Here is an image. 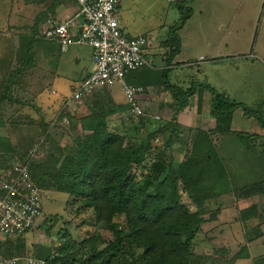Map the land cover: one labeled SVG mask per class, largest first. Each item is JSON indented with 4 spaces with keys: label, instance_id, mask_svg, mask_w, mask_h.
I'll return each mask as SVG.
<instances>
[{
    "label": "rangeland",
    "instance_id": "1",
    "mask_svg": "<svg viewBox=\"0 0 264 264\" xmlns=\"http://www.w3.org/2000/svg\"><path fill=\"white\" fill-rule=\"evenodd\" d=\"M66 1L72 12L76 3ZM55 2L0 0V90L18 100L0 102V135L7 136L22 151L42 143L40 123H50L55 114L56 119L62 98L71 93V88L80 83V77L90 67L85 45H71L62 51L56 43L39 39L43 26L52 21L49 6ZM172 2L122 0L124 10L136 21L137 32L148 37L150 50L161 57V65H165L166 52L161 44L169 26L180 17ZM187 7L190 16L178 31L180 50L172 60L174 66L171 65L168 80L182 88L194 84L195 96L188 99L183 110L176 109L166 80L156 74L145 83L143 94L148 95L142 105L146 114L143 117L147 118L143 121L131 112L120 86H113L111 94L123 102L116 103L122 106V112L109 114L107 127L126 140L135 139L144 144L148 132L162 127L150 145L165 149L169 155L171 152L175 166L192 150L199 132L209 133L211 150L225 167L234 190L204 203L201 210L206 220L195 236L193 251L203 255L200 264H264V192L255 186L264 180V0H193ZM30 35L37 39L32 57L27 58L31 62L21 65L20 37ZM135 74L141 77L145 71ZM96 91L95 88L83 96L81 104L70 110L81 116L86 111L85 97L96 96L92 99L97 102L106 97L100 96L101 91L95 95ZM213 91L237 104L228 132L219 130L210 115ZM111 105L106 102L101 106L107 110ZM155 115L159 118L154 119ZM60 123L65 133L62 136L59 131L55 137L62 136L63 146L71 143L72 136L67 132L69 121ZM167 136L172 142L168 149ZM45 154L44 146L40 145L35 160L40 161ZM6 157L7 164L23 158ZM166 160L169 161L168 156ZM46 192L41 195L42 215L35 222L38 228L23 236L24 247L18 251L21 254H31L34 250L47 253L48 248L61 240L62 230L77 242L93 238L96 233L95 215L92 209L83 206L80 198L54 190ZM181 201L191 211L196 210L185 193ZM242 213L251 214L243 220ZM114 221L125 224L123 215L116 216ZM100 232L102 239L110 238L107 231ZM241 247L248 248L249 257L230 261Z\"/></svg>",
    "mask_w": 264,
    "mask_h": 264
},
{
    "label": "trees",
    "instance_id": "2",
    "mask_svg": "<svg viewBox=\"0 0 264 264\" xmlns=\"http://www.w3.org/2000/svg\"><path fill=\"white\" fill-rule=\"evenodd\" d=\"M192 1L172 2L180 17L169 26L166 38L161 44L166 48L164 55L166 68L139 69L130 72L126 77L128 82L140 84L143 91L147 85L145 83L154 75L164 78L178 110H183L188 99L195 96L194 84L182 88L168 80L171 65L174 66L172 60L180 50L178 31L190 16L187 3ZM53 5L54 3L49 6L50 10ZM36 18L38 20L40 14ZM39 39L54 42L60 48L56 41L45 38L43 34ZM36 40L33 35L20 37L21 65L31 62V59L27 58L32 57ZM140 71H145V74L141 77L136 76L135 73ZM110 88L107 86L96 88L95 95L101 91L100 96L103 94L106 96L99 102L92 99L96 96L85 97L83 103L86 111L81 116L75 115L71 110L60 112L61 103L56 121L54 118L57 114L50 123H40L44 138L41 144L34 145L36 149L29 161L30 178L41 188L43 195L47 193L46 191H58L80 198L85 208L92 209L96 219L95 235L93 238L91 236L77 242L66 230H62L59 232L61 240L58 244L47 247L46 254L42 250L40 253L34 250L26 255L18 252L24 247L25 234L8 236L4 241H0L1 254L31 256L45 260L52 257L53 264L201 263L203 255L193 251V242L206 220L201 210L202 206L208 199L234 190L229 175L225 174V167L211 150L212 136L205 131L199 132L192 150L175 166L171 152L169 155L165 149L150 145L153 138L157 139L160 135L162 127L148 132L146 144L136 142L135 139L126 140L123 135L108 130V115L122 112V106L119 105L121 103L116 104ZM4 100L18 101L11 93L0 90V102ZM106 102L113 104L107 107V110L101 106ZM210 104V115L216 120V127L219 126V130L223 132L230 131L232 113L237 104L216 91L212 93ZM63 116L69 121L70 128L67 132L71 133L72 139L71 143L62 146L60 139L65 131L60 121ZM138 117L143 121L147 118ZM59 131L62 133L61 138L55 137ZM165 143L168 149L172 143L168 136ZM0 144H3L0 145L1 170L10 169L22 162L28 157L29 151L34 149L32 147L28 151L27 149L22 151L5 135H0ZM40 145L44 146L46 154L38 161L35 158L40 152ZM21 153H24L23 158ZM6 156L22 160L7 164ZM167 156L169 161L166 160ZM5 164L6 168H3ZM255 186L259 192H264V180L257 182ZM184 193L196 207L195 211H191L181 201V195ZM250 214L242 213V219L246 220ZM118 215L125 218L123 226L114 221ZM35 228L38 226L34 225L30 231ZM100 231L110 233V238L102 239ZM37 246L36 249L40 248ZM75 247L77 250L73 251ZM248 257V248L241 247L230 261Z\"/></svg>",
    "mask_w": 264,
    "mask_h": 264
},
{
    "label": "built area",
    "instance_id": "3",
    "mask_svg": "<svg viewBox=\"0 0 264 264\" xmlns=\"http://www.w3.org/2000/svg\"><path fill=\"white\" fill-rule=\"evenodd\" d=\"M74 1L78 9L72 16L62 21L52 20L41 31L45 38L56 41L62 51L71 45H86L92 50L94 68L62 98L60 112L76 109L83 96L99 86L118 85L131 112L145 116L140 99L143 87L128 82L126 77L139 69H164L166 65L157 64V54L150 50L146 35H128L122 30L116 12L120 0ZM62 120L68 122L66 116ZM35 149L29 151L24 161L0 172V239L26 234L41 215L42 190L29 173V161ZM51 259L0 253V264H53Z\"/></svg>",
    "mask_w": 264,
    "mask_h": 264
},
{
    "label": "crops",
    "instance_id": "4",
    "mask_svg": "<svg viewBox=\"0 0 264 264\" xmlns=\"http://www.w3.org/2000/svg\"><path fill=\"white\" fill-rule=\"evenodd\" d=\"M71 2L73 3V5L75 4V1L74 0H72ZM71 8H72L71 5L69 3H67L66 0H56V2L53 5L52 9L49 11V20L62 21L64 19L72 16L77 11L76 10V4H75V7H74V9L72 11V12H74L73 14H71L72 12H70ZM117 16H118L119 24H120L122 30L126 34H128V35H136V34H139L137 32V29H136V21H134V20L132 21L130 19V16L124 10V6L122 4V0H121V3L119 2V11L117 12ZM85 47H87L88 50H89L90 67L86 70L84 76L87 75V73H89L93 69V62H92V59H91V48L89 46H86V45H85ZM75 57L77 58L76 53H75ZM156 57H157L156 58V62L158 60L157 64L158 65H161V63L163 62L162 59H161V57H159V56H156ZM199 57H200L199 59L202 60V58H201L202 56H199ZM213 60H216V57L213 58ZM76 63H78V58L76 60ZM91 65H92V67H91ZM84 76L80 77V79L83 78ZM147 95L148 94H145V93L144 94H141V98L140 99H141V102L143 101L144 104H145L144 101L147 99ZM112 97H113V99H114V101L116 103H123V102H120L121 99L118 100L113 95H112ZM48 106L50 107V105H48ZM180 117H181V115H180ZM0 172H1V169H0Z\"/></svg>",
    "mask_w": 264,
    "mask_h": 264
}]
</instances>
